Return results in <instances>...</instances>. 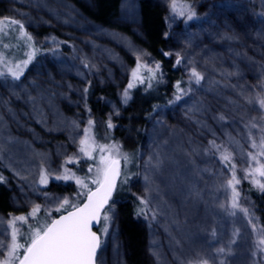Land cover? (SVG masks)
Returning <instances> with one entry per match:
<instances>
[{"label": "rangeland", "instance_id": "374dc122", "mask_svg": "<svg viewBox=\"0 0 264 264\" xmlns=\"http://www.w3.org/2000/svg\"><path fill=\"white\" fill-rule=\"evenodd\" d=\"M103 2L0 0V21L19 22L0 31V44L25 43L8 60L0 53V242L10 243L14 220L25 242L30 229L80 205L110 154L121 173L97 264H264V231L238 187L264 193L255 183L264 177L249 175L258 166L252 141L264 137V0H175V11L173 0ZM143 4L160 14L159 46ZM182 74L192 82L184 94L132 117L136 87ZM85 129L95 145L116 147L89 158L80 151ZM126 131L131 149L118 140ZM233 175L239 183L229 185Z\"/></svg>", "mask_w": 264, "mask_h": 264}, {"label": "snow or ice", "instance_id": "6c2138e0", "mask_svg": "<svg viewBox=\"0 0 264 264\" xmlns=\"http://www.w3.org/2000/svg\"><path fill=\"white\" fill-rule=\"evenodd\" d=\"M177 7L180 6L173 0V10L175 11ZM180 15H183V11L180 12ZM18 23V21L5 18L0 21V31H3L8 25ZM21 27L23 26L21 25ZM28 39H31V37H28ZM31 59L32 54H29L28 60L30 61ZM27 63L28 61L24 62L25 65ZM139 67L142 66H138V69L132 72L134 80L138 78ZM158 67L159 65H157ZM21 72V65H16V70L12 71V75L18 79ZM193 76L199 82V74L193 72ZM132 87H134V83L130 82L128 88ZM124 95L127 97V90ZM259 102L261 107H264V99ZM91 124L92 121L90 120L89 125ZM108 126L112 127L111 123ZM80 144V151L89 158H91L92 152L97 148H99L101 153L106 151L110 153L112 148L116 147L95 145L94 142H90L89 129H85V138L80 141ZM252 147L259 150L256 154H250V158L258 166L249 175L254 176L259 174L264 177V162H261L259 159V157H264V137H261L259 143L253 140ZM116 151H119L118 148ZM222 158L225 161H230L231 154L225 153ZM123 159L127 161L128 157L124 156ZM91 170L89 169V171ZM119 176L120 160L113 158L110 154L107 156L102 155L100 157V167L97 168L96 178L92 180V183L97 185L95 190L88 189L87 184L82 179L75 178L78 185L88 189L86 193L87 200L82 206L72 205L73 210L67 215L61 216L49 224L30 229L25 242L18 240V230L15 228V220L12 221L13 230L11 232L10 243L5 245L0 242V248H6L7 251V255L3 259H0V264H96V253L101 241L96 232L92 231V224L93 222H100L102 210H104L105 205L111 198L112 191L116 187V179ZM62 178L71 179L74 177L65 175ZM41 183H47L46 176L41 177ZM228 183L229 185L238 184L239 180L233 175L232 180ZM255 183L261 190H264V183H260L259 181H255ZM237 196L238 193L233 188V207L237 206ZM68 204L69 201L65 199L61 207ZM38 210V207L34 208L31 215L34 216ZM15 219L20 221L26 220L25 217H17ZM102 219L108 221L109 216L105 213ZM103 231L106 232L107 228H104ZM259 243L264 245V239H261ZM0 255H3V253H0Z\"/></svg>", "mask_w": 264, "mask_h": 264}, {"label": "trees", "instance_id": "16d2710c", "mask_svg": "<svg viewBox=\"0 0 264 264\" xmlns=\"http://www.w3.org/2000/svg\"><path fill=\"white\" fill-rule=\"evenodd\" d=\"M100 1L103 2L102 0ZM106 1H111V0H105L103 3H106ZM189 1L192 3H195V1L197 0H189ZM204 1H208V0H204ZM104 5L106 6V4ZM196 6L197 4H193L191 7H196ZM143 7H144V12L146 13V16L148 15V18H149L150 17L149 11L147 12V10L150 9L149 5L143 4ZM257 7L258 6L256 5L255 8ZM152 12H151L150 20L148 21L149 22L148 29H150L151 31V33H148V36L152 38L150 39L152 41V44H154V46H157V45L159 46L160 43H162L161 42L162 40L161 31L157 29L161 25L159 21L160 14L155 13L153 16ZM100 16L101 17L105 16V11L103 12L102 10L100 12ZM157 24L159 25L157 26ZM9 38H12V36H9L8 39ZM25 41H27V39H25ZM29 41L30 40H28V43ZM15 44L16 45L11 44L10 46L9 45L7 46V44L1 42L0 53L1 55L5 53L4 57L7 58V60L9 59L8 58L9 54H12L15 52L20 53L24 50L23 48V44H25L24 41L18 42ZM143 83H145V81ZM261 83L262 82L260 79H257L255 83L253 82L254 89L256 91L255 95L257 96L261 95L263 92V89H261ZM146 84H148V82H146ZM151 85H154V83L152 82ZM151 85L148 84L147 85L148 88L146 90H142L141 85H139L133 90L132 99L130 102L131 110H129V112L132 113L133 118L135 117L134 113L136 115L138 114L140 117L146 116V115H149L153 111L154 108L164 107L168 105L171 101H173L174 97L176 98L177 96H181L182 94H184L192 86V82L189 79V77L188 78L184 77L182 74L179 76V79L175 82L173 81L171 83L170 81L166 83V85L165 83H161V85L155 83V86H152V87ZM166 86H169L168 87L169 89H166ZM141 90L144 91L145 93L143 94ZM263 110H264V107H263ZM125 124H128V123H125ZM130 137L131 135H129L128 131H126V134L119 137L118 140L122 141L127 146V148L131 149L133 148V145L131 141L132 139ZM238 187L240 190L243 189L247 197L251 199L250 211H251V214L254 213V215H256L254 223L255 225H257L259 229L262 228L261 230L264 231V193L261 192L259 189L252 187V185H250L249 183H241L238 185ZM114 198H116V194Z\"/></svg>", "mask_w": 264, "mask_h": 264}, {"label": "water", "instance_id": "95a60500", "mask_svg": "<svg viewBox=\"0 0 264 264\" xmlns=\"http://www.w3.org/2000/svg\"><path fill=\"white\" fill-rule=\"evenodd\" d=\"M120 173H121V162H120ZM119 180H120V176L117 177V179H116V187H115L114 190L112 191L111 198L109 199L108 203L105 205L104 210H102V213H101V220H100V222H99V223L93 222V224H92V231H93V232H96V234L100 237V241H101V236H100L98 230H99V227H100L101 222H102V217H103L105 211L107 210V208L109 207L110 203L112 202V200H113V198H114V195H115L116 190H117L118 185H119ZM96 187H97V186H96ZM96 187H94L92 190H95ZM86 200H87V196L85 197V199L83 200V202H82L80 205H78V206H82V205L86 202ZM72 210H73V209L68 210V211H66V212H64V213H62V214H60V215H58V216L55 217L53 220H57V219H59L61 216L67 215V214H68L70 211H72ZM53 220H52V221H53ZM100 246H101V243H100ZM99 251H100V247L97 249V253H96V258H95V262H96V264H97V260H98Z\"/></svg>", "mask_w": 264, "mask_h": 264}]
</instances>
